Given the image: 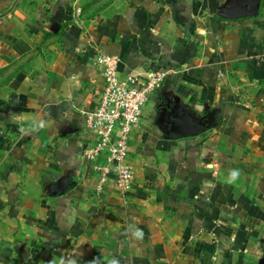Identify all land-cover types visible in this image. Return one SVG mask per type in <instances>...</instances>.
<instances>
[{"label": "crops", "instance_id": "0c3cea01", "mask_svg": "<svg viewBox=\"0 0 264 264\" xmlns=\"http://www.w3.org/2000/svg\"><path fill=\"white\" fill-rule=\"evenodd\" d=\"M237 1L0 0V264H264V0ZM100 53L164 74L124 196L83 157ZM172 98L217 124L164 138Z\"/></svg>", "mask_w": 264, "mask_h": 264}, {"label": "built area", "instance_id": "2783aa9c", "mask_svg": "<svg viewBox=\"0 0 264 264\" xmlns=\"http://www.w3.org/2000/svg\"><path fill=\"white\" fill-rule=\"evenodd\" d=\"M103 86L92 109L84 112L85 128L93 138L83 150V157L99 173L101 180L109 172L121 195L130 190L133 170L127 161L133 129L143 117V109L164 78L163 73L119 74V58L100 53L96 57Z\"/></svg>", "mask_w": 264, "mask_h": 264}, {"label": "water", "instance_id": "95a60500", "mask_svg": "<svg viewBox=\"0 0 264 264\" xmlns=\"http://www.w3.org/2000/svg\"><path fill=\"white\" fill-rule=\"evenodd\" d=\"M236 3L223 12L224 17L254 15L258 11L260 0H242V5L239 1ZM163 104L162 108L158 109L156 124L166 139L196 136L217 124L215 110L205 109L200 113L197 109L184 105L177 98L164 100Z\"/></svg>", "mask_w": 264, "mask_h": 264}, {"label": "clouds", "instance_id": "9594fccd", "mask_svg": "<svg viewBox=\"0 0 264 264\" xmlns=\"http://www.w3.org/2000/svg\"><path fill=\"white\" fill-rule=\"evenodd\" d=\"M43 125L41 124V127ZM239 176V171L238 170H231L229 173V179H228V183H233ZM137 235H141L139 232H137ZM60 264H64V261L61 260ZM69 264H74V262H69ZM110 264H117V262L115 260L111 261Z\"/></svg>", "mask_w": 264, "mask_h": 264}, {"label": "flooded vegetation", "instance_id": "af4514ba", "mask_svg": "<svg viewBox=\"0 0 264 264\" xmlns=\"http://www.w3.org/2000/svg\"><path fill=\"white\" fill-rule=\"evenodd\" d=\"M163 102H164V100H162V101L160 102V105H159V106H160V107H159L160 109H161L162 106L164 105ZM159 108H158V109H159ZM158 112H159V110H158Z\"/></svg>", "mask_w": 264, "mask_h": 264}, {"label": "rangeland", "instance_id": "374dc122", "mask_svg": "<svg viewBox=\"0 0 264 264\" xmlns=\"http://www.w3.org/2000/svg\"><path fill=\"white\" fill-rule=\"evenodd\" d=\"M146 107V104H145V106H144V108Z\"/></svg>", "mask_w": 264, "mask_h": 264}]
</instances>
